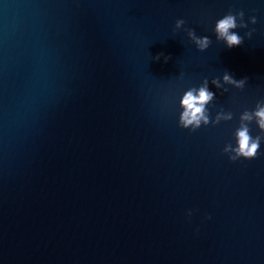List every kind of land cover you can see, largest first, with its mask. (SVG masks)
Masks as SVG:
<instances>
[{
  "label": "water",
  "instance_id": "95a60500",
  "mask_svg": "<svg viewBox=\"0 0 264 264\" xmlns=\"http://www.w3.org/2000/svg\"><path fill=\"white\" fill-rule=\"evenodd\" d=\"M205 78L233 119L192 132L179 100ZM261 100L264 0H0V264H264V155L222 151Z\"/></svg>",
  "mask_w": 264,
  "mask_h": 264
},
{
  "label": "clouds",
  "instance_id": "9594fccd",
  "mask_svg": "<svg viewBox=\"0 0 264 264\" xmlns=\"http://www.w3.org/2000/svg\"><path fill=\"white\" fill-rule=\"evenodd\" d=\"M249 22L255 24L256 16L249 17ZM185 24L183 19L175 21L174 31L180 29ZM248 24L244 20V12L242 10L233 13L231 10L222 18L215 22L214 33L218 41H223L227 48L240 46L243 43L244 37L233 31L236 28H247ZM189 39L195 44L196 48L203 51L209 47L211 40L207 35L197 36L194 29H185ZM255 29H249L244 33L245 37L251 38ZM163 54H157L156 60H159ZM170 56H163L166 63ZM248 77L240 79L234 78L228 71H224L221 78H213L211 84L217 89H223L227 92L228 89L224 85H232L237 89H243L248 82ZM215 93L209 90V80L205 78L199 87H190L182 95L179 100V105L182 111L179 114L178 126L189 129L195 132L201 125H217L221 121H229L233 119L231 111H224L221 107L216 112L214 119H210L208 105L214 100ZM255 121L259 132L257 135H251L250 124ZM235 146L226 144L223 148V153L228 154L230 161H236L240 158L254 159L260 155H264L259 151L261 142L264 141V100L257 101L253 110H244L239 117V126L234 132ZM191 216V211L188 212ZM211 219L209 215L207 217Z\"/></svg>",
  "mask_w": 264,
  "mask_h": 264
}]
</instances>
